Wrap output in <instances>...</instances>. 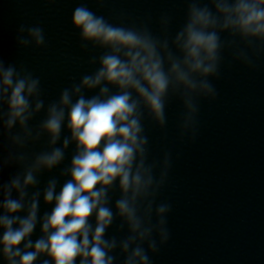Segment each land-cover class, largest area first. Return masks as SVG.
I'll list each match as a JSON object with an SVG mask.
<instances>
[{
  "label": "clouds",
  "instance_id": "clouds-1",
  "mask_svg": "<svg viewBox=\"0 0 264 264\" xmlns=\"http://www.w3.org/2000/svg\"><path fill=\"white\" fill-rule=\"evenodd\" d=\"M185 2L174 36L168 14L160 16L155 35L147 24L112 22L78 4L71 26L80 48L101 51L88 59L93 70L48 102L38 76L0 58V138L7 141L0 144L3 264H118L121 257L122 264H152L167 245L172 206L157 198L172 156L166 151L149 162L145 119L164 130L169 101L178 99L180 137L194 141L200 101L218 95L212 81L225 51L253 70L264 57V0ZM15 39L18 49L47 46L39 24L19 25ZM13 166L17 171L2 181ZM56 169L59 175L41 187V176ZM113 190L120 194L114 203ZM41 205L50 210L41 213ZM117 221V231L126 232L119 238L109 235Z\"/></svg>",
  "mask_w": 264,
  "mask_h": 264
},
{
  "label": "water",
  "instance_id": "water-1",
  "mask_svg": "<svg viewBox=\"0 0 264 264\" xmlns=\"http://www.w3.org/2000/svg\"><path fill=\"white\" fill-rule=\"evenodd\" d=\"M75 0H0V58L6 63L24 65L41 81V87L62 37ZM43 27L46 47L18 49L19 25ZM0 144L7 141L0 138ZM7 169L4 171L6 173ZM2 176V178H3Z\"/></svg>",
  "mask_w": 264,
  "mask_h": 264
}]
</instances>
